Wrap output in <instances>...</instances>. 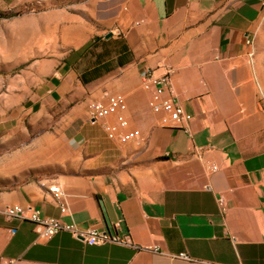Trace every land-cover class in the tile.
Listing matches in <instances>:
<instances>
[{
	"label": "crops",
	"instance_id": "obj_1",
	"mask_svg": "<svg viewBox=\"0 0 264 264\" xmlns=\"http://www.w3.org/2000/svg\"><path fill=\"white\" fill-rule=\"evenodd\" d=\"M7 1L13 6L19 0H0V6ZM66 1L37 2L52 7ZM70 1L80 9L89 1L91 17L112 34V52L100 61L109 69L94 80L102 92L124 96L131 125L146 145L119 144L100 125H87L73 171L0 187V261L264 264V106L249 56L264 22V0ZM167 67L190 116L188 133L160 126L140 87L142 70ZM48 153L43 146L24 148L11 158L44 161ZM52 186L63 193L64 214L51 198ZM16 204L83 230L128 235L132 246L87 245L64 231L44 240L30 221L6 216L5 208Z\"/></svg>",
	"mask_w": 264,
	"mask_h": 264
},
{
	"label": "rangeland",
	"instance_id": "obj_2",
	"mask_svg": "<svg viewBox=\"0 0 264 264\" xmlns=\"http://www.w3.org/2000/svg\"><path fill=\"white\" fill-rule=\"evenodd\" d=\"M37 1L0 6V187L75 169V153L91 125L88 104L104 90L97 88L98 80L83 83L79 77L96 56L112 52L100 39L105 33L98 18L91 17L89 1L82 9L70 0L52 7ZM259 27L254 63L264 106V22ZM142 135L144 143L136 149L146 145ZM41 146L49 148L48 160L11 158L19 150Z\"/></svg>",
	"mask_w": 264,
	"mask_h": 264
},
{
	"label": "built area",
	"instance_id": "obj_3",
	"mask_svg": "<svg viewBox=\"0 0 264 264\" xmlns=\"http://www.w3.org/2000/svg\"><path fill=\"white\" fill-rule=\"evenodd\" d=\"M113 34L119 35L117 26H113ZM251 45V40L247 42ZM254 55L253 50L249 56ZM156 69H144L139 74V82L142 90L149 94L147 107L156 116L157 123L163 127L183 128L190 116L184 112L183 106L176 96L173 88V69L170 67L156 72ZM87 121L90 124H98L104 131L107 138L115 140L119 144H132L141 147L144 143L142 132L139 128L131 125L128 115L127 104L123 95L119 93L102 92L99 99L92 100L87 108ZM215 165H209L211 171L216 170ZM52 200L58 204L62 214L67 212V207L63 200V193L57 186L49 188ZM218 204L222 211L225 210L223 198L218 199ZM4 213L9 218H20L28 220L39 228L40 238L47 240L59 232H68L73 238L83 241L87 245H100L114 243L124 246H132L128 235L110 232L109 230H98L95 228L80 229L74 222H64L59 218L44 216L40 210L31 205H11L7 206ZM179 257L186 258L181 253ZM13 258H4L0 264H15Z\"/></svg>",
	"mask_w": 264,
	"mask_h": 264
},
{
	"label": "trees",
	"instance_id": "obj_4",
	"mask_svg": "<svg viewBox=\"0 0 264 264\" xmlns=\"http://www.w3.org/2000/svg\"><path fill=\"white\" fill-rule=\"evenodd\" d=\"M100 39H103V41L107 42L110 38L105 39L103 36ZM122 49H124V48L122 47ZM104 57L103 56H96V61H95L94 65L91 68H89L87 71H84L80 74L79 78H80L81 82H83V83L90 82V81L94 80L96 77H98L100 74H102L103 72L108 71L109 66H107V64H101L100 63V61Z\"/></svg>",
	"mask_w": 264,
	"mask_h": 264
},
{
	"label": "water",
	"instance_id": "obj_5",
	"mask_svg": "<svg viewBox=\"0 0 264 264\" xmlns=\"http://www.w3.org/2000/svg\"><path fill=\"white\" fill-rule=\"evenodd\" d=\"M111 36H112L111 33H107V34L104 35V38H105V39H108V38H110Z\"/></svg>",
	"mask_w": 264,
	"mask_h": 264
}]
</instances>
